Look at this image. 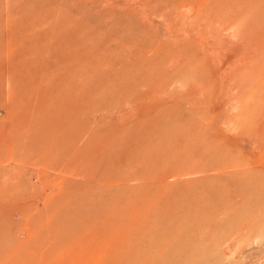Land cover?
<instances>
[{"label": "rangeland", "instance_id": "374dc122", "mask_svg": "<svg viewBox=\"0 0 264 264\" xmlns=\"http://www.w3.org/2000/svg\"><path fill=\"white\" fill-rule=\"evenodd\" d=\"M0 264H264V0H0Z\"/></svg>", "mask_w": 264, "mask_h": 264}]
</instances>
